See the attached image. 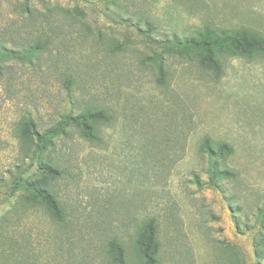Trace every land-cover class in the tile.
Masks as SVG:
<instances>
[{
  "label": "rangeland",
  "instance_id": "1",
  "mask_svg": "<svg viewBox=\"0 0 264 264\" xmlns=\"http://www.w3.org/2000/svg\"><path fill=\"white\" fill-rule=\"evenodd\" d=\"M207 27L264 34V0H0V44L41 45L0 74V229L12 241L0 264H114L112 239L138 264L133 240L150 217L157 264H264V57L176 54V37ZM93 106L112 116L101 139L69 124L51 148L57 220L14 183L38 174L15 129L32 117L43 132ZM207 138L234 152L212 159Z\"/></svg>",
  "mask_w": 264,
  "mask_h": 264
},
{
  "label": "trees",
  "instance_id": "2",
  "mask_svg": "<svg viewBox=\"0 0 264 264\" xmlns=\"http://www.w3.org/2000/svg\"><path fill=\"white\" fill-rule=\"evenodd\" d=\"M25 12H30L28 4L23 6ZM176 54L187 55L194 49L203 51L210 63L219 66L214 52L215 48L225 49L232 47L247 58L264 57V34L252 30H225L207 27L195 37H176L173 42ZM41 45H33L20 51L0 44V74L4 70L3 62L21 59L31 61L39 53ZM163 54H156L159 74H165V66L161 62ZM111 113L105 108L87 107L74 115L68 113L58 126L48 128L41 132L37 129V122L32 117H23L18 121L15 129L19 141L20 152L24 160H29L37 166L38 174L31 176L14 175L15 185L26 189L35 204L41 205L50 212L53 218L63 220L64 211L61 201L53 189L52 181L61 174L56 157L51 153L55 146L57 136L66 132L69 124L75 126L81 135L92 141L101 139L102 125L110 123ZM201 149L208 153L212 159L228 156L234 152L233 146L228 143L213 145L206 139ZM228 170L221 169L219 174L229 175ZM11 236L0 229V250L3 256L9 257L11 251ZM109 254L114 264H131L128 260V249L119 239L110 240ZM133 250L138 264H157L160 250L158 222L155 217L146 218L137 228L133 240Z\"/></svg>",
  "mask_w": 264,
  "mask_h": 264
}]
</instances>
